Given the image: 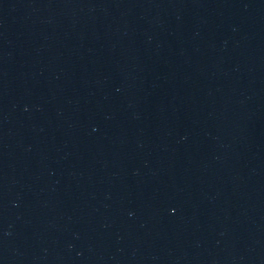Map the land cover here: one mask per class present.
<instances>
[{
  "label": "water",
  "instance_id": "95a60500",
  "mask_svg": "<svg viewBox=\"0 0 264 264\" xmlns=\"http://www.w3.org/2000/svg\"><path fill=\"white\" fill-rule=\"evenodd\" d=\"M0 264H264V0H0Z\"/></svg>",
  "mask_w": 264,
  "mask_h": 264
}]
</instances>
